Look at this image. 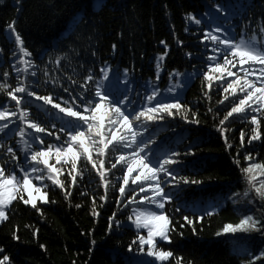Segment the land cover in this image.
I'll return each mask as SVG.
<instances>
[{
	"label": "trees",
	"instance_id": "trees-1",
	"mask_svg": "<svg viewBox=\"0 0 264 264\" xmlns=\"http://www.w3.org/2000/svg\"><path fill=\"white\" fill-rule=\"evenodd\" d=\"M94 5L95 0H0V82L7 72L8 83L15 85L16 73L12 66L19 58L18 54L22 56L19 41L15 40L14 33L10 35L8 32L13 21L16 22L15 31L19 32L24 47L32 54L39 72L46 70L67 86L70 84L68 77L82 80L88 67L99 72L107 62L114 70L119 69L121 83L124 70L128 69L129 79L134 80L128 84L129 89L141 92V85L149 80L155 81L156 60L165 52L162 88L174 83L168 78L174 70L192 72L195 67L197 71H207L203 61L211 49H204L201 41L206 25L197 26L190 22L186 19L189 13L197 19H207L206 13L215 12L216 5H223L233 15L222 23L226 28L229 23L234 26L237 39L245 24L251 29L247 35H256L258 40L264 37L260 31L264 26V0H104L102 8L97 9ZM77 15H83L84 21L70 27ZM161 41L166 42L167 48ZM113 45H116L115 51ZM42 54L43 60L40 59ZM57 57H62L58 64ZM232 71L235 72L236 68ZM250 78L254 79L255 73ZM202 80L200 76L190 81L180 93L181 103L188 105L189 113H197L200 124L189 125L177 116L171 123V130L163 131L158 140L166 146L177 147L182 153L190 144H198L196 156L187 157L189 163L196 161L195 169L189 168L182 174L202 180L203 184L191 188L185 186L180 212L174 210L175 202L171 210L166 211L175 230L168 233V242L160 241L156 247L172 253L162 264H177L178 259L180 264H248L264 252V234L237 232L228 234L231 237L228 238L217 237L216 233L224 224L235 225L245 216H253L264 223V203L258 197H254L255 203L243 196L237 197L238 203L230 198L237 192L243 194L247 187L241 173V168L247 165L244 154L264 164V117H257L261 133L259 141L249 143L247 139L251 135L250 121H226L230 131L222 135L217 130L219 120L231 104L228 100L218 104L219 89L209 90ZM37 94H44L43 89L37 90ZM63 95L68 98L66 93ZM8 100L10 97L0 95V103L7 106ZM209 107L212 112L208 111ZM41 119H44L42 113ZM241 131L245 134L243 146ZM224 136L232 145L231 149L225 144ZM19 139L17 135L6 143L13 146L17 160L23 164L24 152L17 144ZM237 158L239 165L234 162ZM83 167V163L77 161V172L71 176L68 169H62L63 175L59 178L66 187L71 185L70 196L66 197L64 191L52 187L49 182V202L42 203L37 199L39 210L19 200L12 202L11 211L6 213L8 219L0 221V249L11 264H118L114 253L126 261L137 256L143 261H155V257H147V245L143 252H138V245L132 244L136 229L128 226L131 223L127 220L128 211L115 203V197L119 195L115 191L118 183L115 187L110 185L108 198L102 201L103 180L91 167V162L81 176L79 173ZM105 168L110 165L106 163ZM121 175L116 173V176ZM72 176L76 177L77 183H72ZM109 176L115 179L111 172ZM213 202L219 206L210 209L211 215L205 214L202 209ZM113 210L117 211L114 219L121 221L124 227L113 226L108 231L107 218ZM184 216H188L192 223L188 224ZM181 224L185 226L181 228ZM14 231L18 240L13 239ZM140 234L146 235L143 229ZM130 244L132 253L128 251ZM239 249H247V252L238 254ZM155 264L161 262L155 261ZM254 264H264V258L255 260Z\"/></svg>",
	"mask_w": 264,
	"mask_h": 264
},
{
	"label": "snow or ice",
	"instance_id": "snow-or-ice-1",
	"mask_svg": "<svg viewBox=\"0 0 264 264\" xmlns=\"http://www.w3.org/2000/svg\"><path fill=\"white\" fill-rule=\"evenodd\" d=\"M94 6L102 8L104 0H95ZM232 15L223 5H216L215 12L206 13L207 19H197L189 13L186 19L190 22L197 26L202 23L206 25L201 41L204 49H211L203 61L207 71H197L195 67L192 72L174 70L168 74L169 80L177 77L183 79L162 88L160 84L161 72L164 71L162 62L167 56L165 52L156 60L155 81L149 80L141 85L142 92L129 89L128 84L134 83V80L129 79L128 69L124 70L121 83L119 69L114 70L107 62L99 68V72L94 67H88L82 80L68 77L70 84L67 86L59 77L50 76L48 71L39 72L38 65L31 58L32 54L24 47L19 32L15 31L16 22L13 21L8 32L10 35L14 33L15 40L19 41L22 56L18 54L19 58L12 66L16 73L15 85L8 83L7 72L3 74V82H0V95L10 97L7 106L0 103V122H3L0 123V133H3L0 141H4L0 142V160L3 161L0 164V221L8 219L6 213L11 211L13 201L19 200L34 209H37V199L48 203L49 182L52 187L64 191L66 197L70 196L71 185L66 187L59 178L63 175L62 169H68L71 176L77 172V161H81L84 167L79 174L82 176L88 168V162H91V167L103 180L104 195L100 200H107L110 185L115 187L118 183L115 191L119 195L115 197V203L129 213L127 220L131 223L128 226L136 229L132 244L138 245L137 251L143 252L147 245V257H155V261L161 264L168 260L172 253L156 247L160 241L168 242V233L175 230L165 213L171 210L173 202L174 210L181 211L180 201L185 186L191 188L203 184L202 180L182 174L189 168L195 169L196 161L189 163L187 157L196 156L198 144H190L182 153L177 147L166 146L158 140L163 131L171 130V123L177 116L189 125L200 124L197 113H189L188 105L181 103L178 90L202 76V84L209 90L219 89L218 104L225 100L231 104L219 120L217 130L223 135L230 131L225 125L226 121H250L249 143L261 140L257 117H264V37L258 40L256 35H247L251 29L245 24L237 39L234 26L229 23L226 28L222 23V20L229 21ZM82 21L84 16L77 15L70 27ZM260 31L264 33V26H261ZM161 44L167 48L165 41H161ZM115 49L116 45H113ZM40 59L43 60V54ZM60 59L62 57L56 58L57 64ZM233 68H236L235 72ZM253 73L254 79L250 78ZM39 89H43L44 94H37ZM63 93L67 94V99ZM204 95L211 98L208 92ZM208 111L212 112L213 109L209 107ZM41 113L44 119H41ZM230 117L232 120H229ZM162 121L168 123L163 124ZM17 135L20 138L17 144L24 152L23 164L17 160L13 146L6 143ZM244 137L241 131V146ZM224 141L231 149L227 136H224ZM243 159L247 165L241 168V173L247 187L243 194L237 192L230 198L238 203L237 197L243 196L255 203L254 197H258L264 203V164L256 162L247 153ZM234 162L240 164L238 158ZM106 163L110 168H105ZM110 172L115 179L110 178ZM116 173L122 175L116 176ZM258 176L261 179L257 180ZM88 182L91 183V180ZM72 183H77L75 176H72ZM218 206L213 202L202 210L211 215L210 209ZM93 215L98 213L93 212ZM116 215L117 211L113 210L112 215L108 216V231L113 226L124 227L121 221L114 219ZM196 218L199 219V216ZM183 219L188 224L192 223L188 216ZM184 226L180 225L181 228ZM141 229L146 235L140 234ZM250 231L264 234V223L253 216H245L235 225L224 224L216 235L228 237V234ZM13 239H19L15 231ZM132 244L128 246L130 253L133 252ZM246 252L247 249H239L238 254ZM2 253L0 249V264H11L9 257ZM114 256L118 264H155V261H143L138 256L127 261L116 253ZM261 258H264V252L248 264H254L255 260ZM177 264H180L179 259Z\"/></svg>",
	"mask_w": 264,
	"mask_h": 264
},
{
	"label": "rangeland",
	"instance_id": "rangeland-1",
	"mask_svg": "<svg viewBox=\"0 0 264 264\" xmlns=\"http://www.w3.org/2000/svg\"><path fill=\"white\" fill-rule=\"evenodd\" d=\"M184 72H190V71H188V70H185V71H181V73H184ZM183 79V77H177L175 80H174V82H176L177 80H182ZM169 83V82H168ZM183 89H181V90H178L180 93H181V91H182Z\"/></svg>",
	"mask_w": 264,
	"mask_h": 264
}]
</instances>
